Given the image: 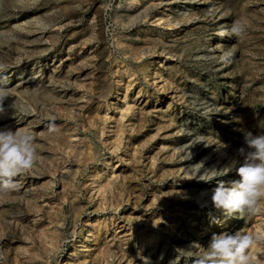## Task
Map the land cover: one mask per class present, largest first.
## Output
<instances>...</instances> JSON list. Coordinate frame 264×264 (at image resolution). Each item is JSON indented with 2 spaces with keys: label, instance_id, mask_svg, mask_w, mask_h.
Instances as JSON below:
<instances>
[{
  "label": "rangeland",
  "instance_id": "obj_1",
  "mask_svg": "<svg viewBox=\"0 0 264 264\" xmlns=\"http://www.w3.org/2000/svg\"><path fill=\"white\" fill-rule=\"evenodd\" d=\"M0 90L39 146L0 192V264H190L240 228L264 264V197L248 220L211 202L264 133V0H0ZM201 162L229 170L185 178Z\"/></svg>",
  "mask_w": 264,
  "mask_h": 264
},
{
  "label": "clouds",
  "instance_id": "obj_2",
  "mask_svg": "<svg viewBox=\"0 0 264 264\" xmlns=\"http://www.w3.org/2000/svg\"><path fill=\"white\" fill-rule=\"evenodd\" d=\"M243 31L244 27L239 22L231 28V33L237 36ZM7 96V92L0 90V112L4 110L2 101ZM244 142V146L238 149L242 162L235 169L239 178L217 181L211 202L225 216L248 220L260 211V200L264 197V133L245 131ZM38 147L29 129L0 127V192L16 189L15 178L33 170L38 159ZM190 156L191 153L186 158ZM201 166L202 162L197 163L185 178L209 182L229 170L226 167L201 173ZM257 239L243 228L235 232L225 230L213 233L206 247L194 243L187 250L181 249V254L190 264H253L248 251Z\"/></svg>",
  "mask_w": 264,
  "mask_h": 264
},
{
  "label": "bare ground",
  "instance_id": "obj_3",
  "mask_svg": "<svg viewBox=\"0 0 264 264\" xmlns=\"http://www.w3.org/2000/svg\"><path fill=\"white\" fill-rule=\"evenodd\" d=\"M218 34H219V37H220V36H222L224 33H223V31H219ZM214 38L216 39L217 37H214ZM189 154H190V153H189ZM193 155H194V154H193ZM190 191H191V190H190ZM200 193H201V192H200ZM201 197H202V196H201ZM185 243H186V242H185ZM159 264H160V263H159Z\"/></svg>",
  "mask_w": 264,
  "mask_h": 264
}]
</instances>
